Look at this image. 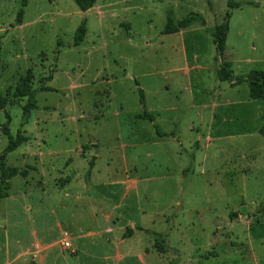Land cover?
<instances>
[{"label": "rangeland", "instance_id": "obj_1", "mask_svg": "<svg viewBox=\"0 0 264 264\" xmlns=\"http://www.w3.org/2000/svg\"><path fill=\"white\" fill-rule=\"evenodd\" d=\"M228 1L96 0L83 13L72 0H0V93L10 89L0 155L8 145L2 128L13 138L20 132L26 141L4 162L28 171L10 180L0 201V264H24L23 252L38 249L32 231L41 246L53 244L40 256L52 252L45 260L52 263L63 239L103 225L75 201L73 186L97 197L96 212L117 209L123 222L130 214L139 223L146 211L149 228H138L139 237L156 264H264V102L249 99L246 83L218 78L223 62L232 80L264 72V14L237 10L264 0H231V8ZM169 11L177 19L198 13L205 27L164 35ZM227 12L219 59L209 33ZM80 25L85 36L73 47ZM28 71L37 109L25 122L27 99L13 94ZM144 112L164 138L138 119ZM125 163L151 179L137 199H120L122 186L108 185V177L124 179ZM90 172L99 180L91 187ZM122 232L130 234L127 226ZM148 257L129 264H155Z\"/></svg>", "mask_w": 264, "mask_h": 264}, {"label": "crops", "instance_id": "obj_2", "mask_svg": "<svg viewBox=\"0 0 264 264\" xmlns=\"http://www.w3.org/2000/svg\"><path fill=\"white\" fill-rule=\"evenodd\" d=\"M240 5L241 7L237 10H241L242 6H248L252 9L251 13H254V15H259L258 13L259 11L264 14V2L251 1V2L242 3ZM259 19H262L261 21H264L263 17ZM195 26H200V25H193L185 30H188ZM162 138L164 137H159L155 133V140L156 139L159 140ZM148 140L149 139H147V141ZM131 167L136 168L137 166L132 164ZM128 169L129 168H127L125 163L124 179L121 180L120 178H117L114 179L113 181L111 180L112 177H108L107 178L108 185H111L113 187H116L117 185L122 186V190L124 192L120 195V199L125 200L131 193H133V195H135L134 198L137 199L138 197L137 194L141 190L143 183H147V181L151 179L147 180L138 177L137 175H133ZM91 172L98 173V171L95 170V165L91 170ZM91 172L89 174L90 187L96 185L99 181L91 174ZM78 177L79 176L77 175V178ZM73 189H75L73 195L75 201L86 202L87 205L91 207L92 214H94L95 217H98V219H100L99 217H101L100 220H102L103 225L96 223V225L92 227V231L90 229V231H87L86 233H82L83 232L82 230L77 229V231H74V234L71 235L72 237H70V242L68 239H63L60 242L61 254L55 257L52 263H49V261L45 262L47 257L49 259H53V257H49L50 255H52V252L49 253V256L46 254L44 257H40V256L42 250L44 251L50 250L53 244L48 242L46 243V245L41 246L40 244L42 242H40L38 238V233L32 231L31 241L32 240L35 241L34 244L38 246V249L36 251L28 250L26 252H23V257L26 258L23 260L24 264H81L80 263L81 260L88 262V264H92V263L93 264H129L131 260L136 259L141 263L145 259H147L148 256L147 253L145 252V248L147 247L148 243L145 242L142 244L141 239L139 237L141 236V231H138V228L139 229L149 228V226L146 225V222L144 220L147 214L146 211H142V209H140L139 216L138 215L136 216V218L139 219V223L134 222V219L133 217H131L130 214H126V215L124 214L125 216L123 218H125L126 220H124L123 222L119 219L117 209H115L116 212L115 211L112 212L111 210L109 211L105 209H104L105 211L101 210L96 212V210L92 208V204L93 201L97 199V197L92 194H84V195L79 194L78 193L79 187L73 186L71 187L70 191H72ZM103 200H106V198H103ZM29 211H31V209H29ZM123 213H128V212L125 210ZM125 226H127L130 231L129 235H127L126 232L125 233L122 232V229ZM91 239L94 240L91 241ZM65 241H67L70 246L67 249L63 247V243ZM132 242H134L135 244L134 247H131ZM93 257L95 258L94 261H93ZM151 257L154 256L150 254L148 258ZM90 259L92 261L91 263H90ZM154 259L156 264L157 258L154 257Z\"/></svg>", "mask_w": 264, "mask_h": 264}, {"label": "trees", "instance_id": "obj_3", "mask_svg": "<svg viewBox=\"0 0 264 264\" xmlns=\"http://www.w3.org/2000/svg\"><path fill=\"white\" fill-rule=\"evenodd\" d=\"M79 11L87 12L92 9L95 5L96 0H72ZM231 0L228 1L227 7L231 8ZM23 5H25V0H23ZM251 5V4H249ZM22 10L17 13L16 24L20 26L22 24L21 21ZM230 18V14L227 12L224 17V22L216 26L213 31L210 32V35L213 39V44L215 46L216 54L218 58L222 59L225 49L226 37L229 31L228 21ZM193 25H200L202 27L205 26V20L198 13H189L182 19H177L174 16L172 11H169L166 18V24L162 30V34L170 35L176 34L181 30H185ZM86 29L84 25H80L74 34L73 47H78L85 36ZM218 78L220 82H228L232 86H238L242 83H246L248 85V93L249 99L253 101H263L264 102V72L259 70H254L249 73L246 77H238L232 80V70L230 69V64L227 62H223L218 71ZM52 78H45L43 81H50ZM32 81L33 76L30 71H28L26 77L21 80L18 86L14 90V98L16 99H27V103L22 108V117L23 121H27L29 118L30 112L37 109V103L35 100L36 90L32 89ZM49 90V89H48ZM10 94V89L6 91L5 95L0 93V111H3L8 103V97ZM140 101L142 99L141 90H139ZM142 102V101H141ZM138 119L148 121L153 124L155 129V133L159 137H165L166 135L159 131V128L154 124L153 115L144 112L137 116ZM9 119V117L7 116ZM2 131L5 135L8 136V145L3 151V154L0 155V201L6 199L8 197V192L10 190V180L15 176H20L25 178L28 174L27 169H17L15 167H8L5 165L4 159L5 156L9 153H12L23 143L26 141L21 136V133L18 132L17 135L13 138L9 135L6 127L2 128ZM259 135L264 139V127L260 128L258 131Z\"/></svg>", "mask_w": 264, "mask_h": 264}, {"label": "built area", "instance_id": "obj_4", "mask_svg": "<svg viewBox=\"0 0 264 264\" xmlns=\"http://www.w3.org/2000/svg\"><path fill=\"white\" fill-rule=\"evenodd\" d=\"M63 247L66 248V249L69 248V247H70V246H69V243H68L67 241H65V242L63 243Z\"/></svg>", "mask_w": 264, "mask_h": 264}]
</instances>
